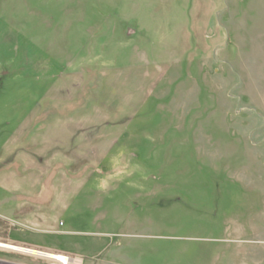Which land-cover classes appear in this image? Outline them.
Segmentation results:
<instances>
[{"label": "rangeland", "instance_id": "obj_1", "mask_svg": "<svg viewBox=\"0 0 264 264\" xmlns=\"http://www.w3.org/2000/svg\"><path fill=\"white\" fill-rule=\"evenodd\" d=\"M0 178L69 264H264V0H0Z\"/></svg>", "mask_w": 264, "mask_h": 264}, {"label": "bare ground", "instance_id": "obj_2", "mask_svg": "<svg viewBox=\"0 0 264 264\" xmlns=\"http://www.w3.org/2000/svg\"><path fill=\"white\" fill-rule=\"evenodd\" d=\"M0 247L7 248L11 250H16V251H21L25 253H31L35 255H41L44 257L52 258L58 261H61L63 264H69L71 261L70 255H67L65 253L61 252H54V251H47V250H42V249H37L34 247H27L24 245L20 244H15L7 241H1L0 240Z\"/></svg>", "mask_w": 264, "mask_h": 264}, {"label": "crops", "instance_id": "obj_3", "mask_svg": "<svg viewBox=\"0 0 264 264\" xmlns=\"http://www.w3.org/2000/svg\"><path fill=\"white\" fill-rule=\"evenodd\" d=\"M185 38H186V36H185ZM0 188H3V189L6 190L7 188L10 189V188H12V187H10V186L7 187V185H6L5 183H3V179L0 178ZM4 201H5V200H4ZM9 201H10V202H8V203H6V204H5V203L2 204V201L0 200V202H1V203H0V207H1V206L8 205V204H16L17 209L24 207L19 201H18V203H16L15 200H13V201L9 200ZM17 204H19V205H17ZM35 205H38V204L35 203ZM37 207H39V206H37ZM37 207H36V208H37ZM27 214H28V213H26V214L24 215L23 213H21V212H19V211L14 213V215H20V216L23 215L25 219H27V217H28V219H29V216H31V215H30V213H29L28 216H27ZM31 214H33V213H31ZM36 214H38V213H35V215H36ZM42 214H43V213H42ZM33 215H34V214H33ZM35 215H34V216H35Z\"/></svg>", "mask_w": 264, "mask_h": 264}]
</instances>
